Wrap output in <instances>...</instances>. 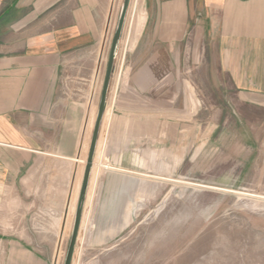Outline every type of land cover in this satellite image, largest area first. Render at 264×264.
<instances>
[{
  "label": "crops",
  "instance_id": "obj_1",
  "mask_svg": "<svg viewBox=\"0 0 264 264\" xmlns=\"http://www.w3.org/2000/svg\"><path fill=\"white\" fill-rule=\"evenodd\" d=\"M114 18L115 0H0V264L60 258L80 195ZM121 38L125 55L112 76L86 200L94 175L96 186L98 178L105 185L135 172L132 149L160 147L167 133L171 147L178 97L184 93L186 107L194 82L188 75L194 54H201L202 69L211 68V74L201 71L200 83L238 90L250 84L244 91L251 99L264 93L251 75L257 63L248 55L241 64L242 53H264V0H131ZM145 152L148 178H159L157 153ZM104 197L100 211L111 219L115 201Z\"/></svg>",
  "mask_w": 264,
  "mask_h": 264
},
{
  "label": "rangeland",
  "instance_id": "obj_2",
  "mask_svg": "<svg viewBox=\"0 0 264 264\" xmlns=\"http://www.w3.org/2000/svg\"><path fill=\"white\" fill-rule=\"evenodd\" d=\"M122 3L115 0L99 97ZM122 46L121 38L114 78L124 59ZM242 55V66L248 55L251 65L257 63L251 75L264 92V53ZM201 61L197 53L189 62L194 82L188 84L186 107L184 93L178 97L171 147L168 133L161 134L160 147L132 149L135 156L129 158L138 162L130 163L135 172L127 179L103 185L98 178L95 186L93 176L72 264H264V93L251 99L244 91L250 84L242 83L238 90L232 84L200 83L202 70L211 74ZM147 150L158 155L159 178H148L142 157ZM104 152L102 137L97 165ZM106 193L115 201L111 219L100 211ZM73 218L55 264H64Z\"/></svg>",
  "mask_w": 264,
  "mask_h": 264
},
{
  "label": "water",
  "instance_id": "obj_3",
  "mask_svg": "<svg viewBox=\"0 0 264 264\" xmlns=\"http://www.w3.org/2000/svg\"><path fill=\"white\" fill-rule=\"evenodd\" d=\"M130 1L131 0H123L121 12H120L117 26H116V29L113 35L111 50H110L109 59L107 63V70H106L103 87H102V91L100 95L96 121H95L94 129H93V133L91 137L89 152H88L85 171H84V177L82 180L80 195H79L78 203L76 206V212L74 216L72 231L70 235V240H69L64 264H72L75 246H76V242L78 239L80 226L82 222V216H83L84 204L86 201L90 174H91L94 160H95V154H96L98 141L100 137L102 122H103L104 114L106 111L108 93H109L111 80H112V76H113L114 69H115V59H116L118 48H119V42L123 34L124 25H125L127 14H128V9L130 6Z\"/></svg>",
  "mask_w": 264,
  "mask_h": 264
},
{
  "label": "bare ground",
  "instance_id": "obj_4",
  "mask_svg": "<svg viewBox=\"0 0 264 264\" xmlns=\"http://www.w3.org/2000/svg\"><path fill=\"white\" fill-rule=\"evenodd\" d=\"M120 41H121V39H120ZM119 45H120V42H119ZM87 160V159H86ZM94 165V164H93Z\"/></svg>",
  "mask_w": 264,
  "mask_h": 264
}]
</instances>
